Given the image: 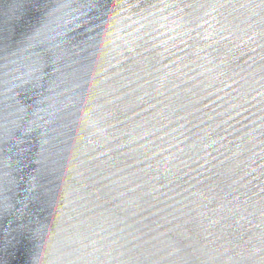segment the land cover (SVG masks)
<instances>
[{"label":"water","instance_id":"water-1","mask_svg":"<svg viewBox=\"0 0 264 264\" xmlns=\"http://www.w3.org/2000/svg\"><path fill=\"white\" fill-rule=\"evenodd\" d=\"M0 264H264V0H0Z\"/></svg>","mask_w":264,"mask_h":264}]
</instances>
